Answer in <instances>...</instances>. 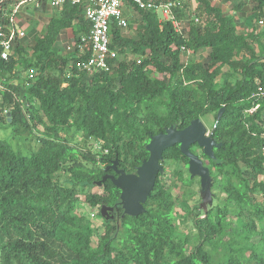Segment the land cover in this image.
<instances>
[{
	"label": "trees",
	"instance_id": "16d2710c",
	"mask_svg": "<svg viewBox=\"0 0 264 264\" xmlns=\"http://www.w3.org/2000/svg\"><path fill=\"white\" fill-rule=\"evenodd\" d=\"M197 1L199 22L182 18L185 2L175 9L186 22V40L154 8L134 5L135 37L111 22L109 47L118 53L111 73L89 75L72 65L88 50L84 56L76 48L64 56L52 50L62 28L74 30V43L87 31L81 4L62 5L32 55L16 46L17 58L0 56V121L38 131L29 154L0 139V264H264V41L256 32L264 0H253L247 34L220 7ZM181 44L206 49L205 59L186 61ZM31 67L36 75L27 80ZM207 116L221 146L213 158L190 147L212 179L207 210L186 206L181 231L176 192L159 173L144 211L122 215L120 190L109 179L96 184L112 173L105 167L117 159L135 172L152 135ZM166 162L181 184L193 182L178 144L164 150ZM80 200L98 215L102 205L118 209L102 218L96 240L88 214L75 213Z\"/></svg>",
	"mask_w": 264,
	"mask_h": 264
},
{
	"label": "water",
	"instance_id": "95a60500",
	"mask_svg": "<svg viewBox=\"0 0 264 264\" xmlns=\"http://www.w3.org/2000/svg\"><path fill=\"white\" fill-rule=\"evenodd\" d=\"M223 110L224 107H221L217 113V119L220 118ZM9 114L7 112L8 122L11 121ZM175 144L179 145L181 153L188 158L187 168L190 177H197L202 192H209L211 185L209 169L203 164L199 155L191 151L190 147L196 144L204 155L213 158V149L219 148L221 143L213 139L201 118H195L183 128L171 125L164 131L152 135L145 146L149 152L148 157L142 160L135 172L128 173L119 168L117 159L105 167V171L112 169L114 173H105L100 180L96 181V184L101 185L109 179L120 190L119 206L122 209V215L137 216L144 211L143 204L153 189L156 177L164 171L161 163L163 152ZM114 210L115 207L102 205L100 215L103 218L112 219L113 215H110V212Z\"/></svg>",
	"mask_w": 264,
	"mask_h": 264
},
{
	"label": "built area",
	"instance_id": "2783aa9c",
	"mask_svg": "<svg viewBox=\"0 0 264 264\" xmlns=\"http://www.w3.org/2000/svg\"><path fill=\"white\" fill-rule=\"evenodd\" d=\"M51 7L58 8L64 3L81 4L83 6V16L88 21L89 27L87 31L79 35L78 40L69 46L70 49H77L80 55H88L85 58L78 59L72 63L78 71L87 72L89 75L96 71H104L111 73L117 64L118 53L112 50L110 45V23L115 22L116 25L126 30L129 27V20L124 15L123 5L127 1L130 4L137 5L142 9L154 8L159 10L162 20H170L174 30L180 34L184 40L187 39L188 33L183 31L185 24L179 21L175 15V9L181 8L183 2L172 0H46ZM194 21L199 22L198 16H194ZM263 21L259 20V24ZM24 35L21 30L7 28L0 25V56L3 59L8 58L13 47V42L20 36ZM180 50L184 54H190L189 49L184 45H180ZM187 61V59H186ZM183 59V62H186ZM140 62V59H137ZM71 64V63H70ZM69 64V65H70ZM67 69H69L67 67ZM69 71V70H68ZM36 75L35 68L31 67L25 71L27 80H33ZM96 209V208H95ZM95 209L89 212V218L94 223Z\"/></svg>",
	"mask_w": 264,
	"mask_h": 264
},
{
	"label": "crops",
	"instance_id": "0c3cea01",
	"mask_svg": "<svg viewBox=\"0 0 264 264\" xmlns=\"http://www.w3.org/2000/svg\"><path fill=\"white\" fill-rule=\"evenodd\" d=\"M213 6L220 7L227 15L231 16L235 23L238 33L247 34L253 29V13L252 6L255 4L253 0H208ZM183 17L188 19L194 18L186 16L189 13L190 8L196 10L198 6L197 0H185ZM62 7V6H61ZM61 7H51L46 0H0V25L7 28L11 27L15 30H21L24 35L18 37L13 42V47L9 53V56L18 57L15 51L16 46L22 48L23 54L29 56L32 55L37 40L46 34L47 25L49 21L59 15ZM124 15L128 18L129 23H135V27H132V31L128 34L126 30H123L124 35L135 37L136 25L139 21V16L136 8L133 4L124 2L123 5ZM159 17L161 18L160 11L157 10ZM260 20L262 24L258 23L256 32L264 41V17ZM186 23V22H184ZM186 26V25H185ZM184 26V29H185ZM129 28V27H128ZM74 30L71 27L62 28L52 45L53 52L60 55H70L72 49H68L72 42L75 40ZM190 54H184L185 59H189L193 56L194 59H205L206 49H198L197 51H190ZM19 70V68H18ZM11 77V76H10ZM13 82L14 77L8 79Z\"/></svg>",
	"mask_w": 264,
	"mask_h": 264
},
{
	"label": "rangeland",
	"instance_id": "374dc122",
	"mask_svg": "<svg viewBox=\"0 0 264 264\" xmlns=\"http://www.w3.org/2000/svg\"><path fill=\"white\" fill-rule=\"evenodd\" d=\"M197 11L194 9L189 10V13L186 15L188 17L198 16L196 14ZM132 28V27H131ZM130 27L126 30L128 34L130 31H132ZM130 30V31H129ZM264 32V31H263ZM136 36V35H135ZM263 40V39H262ZM253 44L255 45L256 42L253 41ZM192 51V49L190 50ZM22 70V69H20ZM23 72V71H22ZM227 78V68H223V74L218 77V80L223 82ZM0 86L1 82H0ZM212 116H207L202 121L207 127L208 132L210 131V126L212 123ZM34 134H38V131L33 130ZM34 134L29 130L27 127L17 124V125H7L0 121V139H5L11 143V145L18 150L21 154H29L35 149V138ZM78 141V146L82 145V139L81 137H76ZM92 141H88V146L91 145ZM164 167V171L162 173V181L165 182L166 185H171L174 188V191L177 195V222L178 227L181 231H184L187 229V221L185 219V207L188 206L192 210H196V205L200 207L201 210H207V208L213 203L212 195L213 192L209 190L208 193L202 192L200 188L199 179L197 177L193 178V182L190 185H184L181 184L173 175H172V169L173 164L166 162L162 164ZM62 178L63 174L61 175ZM212 181V179H211ZM195 207V208H194ZM95 209V208H94ZM93 208H91L87 203L82 202L81 200L77 202V208L75 209V213H82V214H88L92 211ZM95 217H94V223L97 224L96 233L94 236V240H96L99 235L103 232V225H102V216L98 215L97 209L94 211ZM89 217V216H88Z\"/></svg>",
	"mask_w": 264,
	"mask_h": 264
},
{
	"label": "flooded vegetation",
	"instance_id": "af4514ba",
	"mask_svg": "<svg viewBox=\"0 0 264 264\" xmlns=\"http://www.w3.org/2000/svg\"><path fill=\"white\" fill-rule=\"evenodd\" d=\"M119 167V166H118ZM120 168V167H119ZM112 170V169H111ZM112 173H114L113 172V170H112ZM129 173V172H128ZM116 215H117V213H118V209H116V207H115V210L113 211ZM113 212H110V215H113L114 216V214H113Z\"/></svg>",
	"mask_w": 264,
	"mask_h": 264
}]
</instances>
